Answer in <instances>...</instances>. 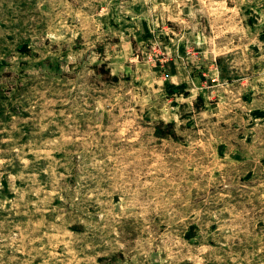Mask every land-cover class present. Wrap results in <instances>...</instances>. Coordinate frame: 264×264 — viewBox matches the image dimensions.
<instances>
[{
  "label": "rangeland",
  "instance_id": "374dc122",
  "mask_svg": "<svg viewBox=\"0 0 264 264\" xmlns=\"http://www.w3.org/2000/svg\"><path fill=\"white\" fill-rule=\"evenodd\" d=\"M0 264H264V0H0Z\"/></svg>",
  "mask_w": 264,
  "mask_h": 264
},
{
  "label": "trees",
  "instance_id": "16d2710c",
  "mask_svg": "<svg viewBox=\"0 0 264 264\" xmlns=\"http://www.w3.org/2000/svg\"><path fill=\"white\" fill-rule=\"evenodd\" d=\"M168 126H170V124ZM162 133H164V132H162Z\"/></svg>",
  "mask_w": 264,
  "mask_h": 264
}]
</instances>
